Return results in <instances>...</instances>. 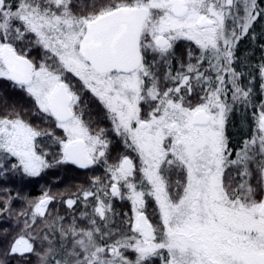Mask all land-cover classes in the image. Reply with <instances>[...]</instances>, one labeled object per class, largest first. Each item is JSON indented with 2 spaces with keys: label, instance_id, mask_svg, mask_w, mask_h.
Instances as JSON below:
<instances>
[{
  "label": "snow or ice",
  "instance_id": "6c2138e0",
  "mask_svg": "<svg viewBox=\"0 0 264 264\" xmlns=\"http://www.w3.org/2000/svg\"><path fill=\"white\" fill-rule=\"evenodd\" d=\"M0 264H264V0H0Z\"/></svg>",
  "mask_w": 264,
  "mask_h": 264
},
{
  "label": "rangeland",
  "instance_id": "374dc122",
  "mask_svg": "<svg viewBox=\"0 0 264 264\" xmlns=\"http://www.w3.org/2000/svg\"><path fill=\"white\" fill-rule=\"evenodd\" d=\"M240 47L242 48V49H247V48H249V43H248V41L247 40H245V41H243L242 43H241V45H240ZM245 55H247L248 53L247 52H245L244 53ZM59 172H61V173H64L65 171H62V170H58ZM72 172V176H71V179L70 180H68L65 184H66V186H65V188L66 189H63V190H61V191H59L58 189H60V188H62V187H60V188H58V185L57 186H55V185H53L52 183H56L57 182V180H53L52 181V183L50 184L51 186H50V188H57V190H53V189H51V192H53V193H57V192H59V193H65V194H69V193H71V192H73V191H75L76 190V187L80 184V183H83L84 181H86V179H87V176L86 175H84V174H79L78 172H76V171H71ZM68 178V177H67ZM66 178V179H67ZM65 179V178H64ZM66 181V180H65ZM30 186H31V182H25V183H23V184H17V188H22V190H23V194L25 195V196H28V197H30V198H35V197H38L39 196V194H41L42 192H43V187L42 188H38V192H39V194H37V196H33V194L31 193V188H30ZM65 191V192H64ZM52 207H55V208H60V211L63 213V208L60 206V205H58V204H54V205H52ZM116 210L118 211V212H123V211H128V208L127 207H125V206H121V205H119V204H117L116 205Z\"/></svg>",
  "mask_w": 264,
  "mask_h": 264
},
{
  "label": "trees",
  "instance_id": "16d2710c",
  "mask_svg": "<svg viewBox=\"0 0 264 264\" xmlns=\"http://www.w3.org/2000/svg\"><path fill=\"white\" fill-rule=\"evenodd\" d=\"M257 55H259L258 52H257ZM76 172H78L79 174L82 175V173H80L79 170H77ZM71 176H72L71 171H67V172L65 171L64 173H61L58 170H52L49 173L44 174L41 177L36 178V180H34L33 182H31V186H30L31 193L33 194V196H37V194H39L38 188H42V187H43V189H42L43 191L44 190H51V189L57 190V188H50V186H51L50 184L52 183L53 180H57L56 183H52L53 185H55V186L58 185V188L62 187V188L58 189L59 191L66 189L65 183L71 179Z\"/></svg>",
  "mask_w": 264,
  "mask_h": 264
}]
</instances>
